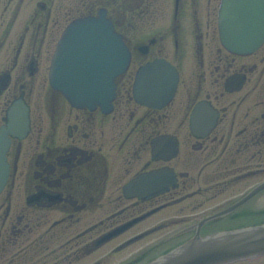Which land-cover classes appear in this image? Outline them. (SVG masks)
Listing matches in <instances>:
<instances>
[{
    "label": "flooded vegetation",
    "instance_id": "af4514ba",
    "mask_svg": "<svg viewBox=\"0 0 264 264\" xmlns=\"http://www.w3.org/2000/svg\"><path fill=\"white\" fill-rule=\"evenodd\" d=\"M220 1L0 0V264H108L124 251L114 264H146L198 232L264 224V43L228 49ZM101 9L130 65L108 107H75L51 83L53 55L68 23ZM156 60L178 73L175 92L140 102L137 71Z\"/></svg>",
    "mask_w": 264,
    "mask_h": 264
},
{
    "label": "water",
    "instance_id": "95a60500",
    "mask_svg": "<svg viewBox=\"0 0 264 264\" xmlns=\"http://www.w3.org/2000/svg\"><path fill=\"white\" fill-rule=\"evenodd\" d=\"M221 25L229 48L241 53L253 51L264 41V0H223ZM98 35H109L108 39L114 41L113 50H106L103 58L95 56L93 42L99 40ZM129 58L122 36L116 32L106 14L81 19L69 26L59 44L53 67V85L77 106H109L115 93V77L127 68ZM151 66L140 71L137 86L144 83L145 70ZM159 72L161 82H155V89L163 92L152 94L154 104L171 97L176 82L172 72ZM139 96L145 99L142 92ZM5 180L3 167L0 166V189ZM262 187L264 184L256 190ZM261 254H264V224L204 236L198 232L184 244L147 264H223Z\"/></svg>",
    "mask_w": 264,
    "mask_h": 264
},
{
    "label": "rangeland",
    "instance_id": "374dc122",
    "mask_svg": "<svg viewBox=\"0 0 264 264\" xmlns=\"http://www.w3.org/2000/svg\"><path fill=\"white\" fill-rule=\"evenodd\" d=\"M111 250V248H108L107 250H106V248L103 250V251H101L99 254H102V256L103 257H105L107 254L106 253H108L109 251ZM116 257V258H115ZM126 258V252L124 251V252H122V253H119V254H117V255H111L110 257H109V259H108V264L110 263V262H113V264L114 263H118V262H121L123 259H125ZM95 259H97V258H95ZM94 259V260H95ZM89 261H85V264H87ZM77 264H83V262L81 261V262H79V263H77Z\"/></svg>",
    "mask_w": 264,
    "mask_h": 264
}]
</instances>
